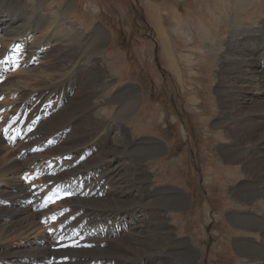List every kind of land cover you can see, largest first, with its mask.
Here are the masks:
<instances>
[{
	"label": "rangeland",
	"instance_id": "rangeland-1",
	"mask_svg": "<svg viewBox=\"0 0 264 264\" xmlns=\"http://www.w3.org/2000/svg\"><path fill=\"white\" fill-rule=\"evenodd\" d=\"M68 1L70 3L74 1L75 5L68 12L69 14L63 15ZM37 2L38 0H0L2 25L0 27L8 24L12 28L13 23L16 22V29L9 28L12 36L5 34V37L7 36V40L20 50L17 54L20 57L10 56L13 49L6 43L0 44V51L5 48L0 53V88H14L18 76L23 79L28 74L26 70L32 75L27 77L28 83L35 85L36 69L43 66L70 70L66 75L62 72L57 74L55 78H62L59 82L52 83L51 87L45 88V84L40 87L35 92L36 97L61 96L62 90L73 96V92L78 91L79 88L83 89V94L85 90L89 91L91 88L93 91L101 82H109L114 86L109 92L113 99L107 105L111 107L112 119L107 125L110 131L109 139L104 140V143L108 142L113 148H119L117 142L123 137L119 132L122 131V126L125 127L129 140L136 143L133 147H128L132 152V158L127 154H122L124 160L122 156L120 157L122 173H125L124 180L128 184L132 181L134 172L132 169L137 157V153L132 149L135 147L144 149L145 153L141 155L144 154L145 161L139 165V168L145 171L136 170V175L139 176L138 186L142 188L140 197L142 199L138 200L141 228L147 229L148 232L151 228L157 229L156 234H147L144 239L139 240V242L143 241V245L140 244L137 248L143 247L142 251L145 249L150 251V240L156 237L159 247L154 254L153 264H163L166 261L169 262L168 264L264 263V261L254 262V259L244 257L237 252V243H248V239L252 242L257 234L237 227L236 219L238 211L239 215L240 212L252 209V205L238 195V187L250 180L260 181L259 173L254 172V165L250 164L252 159L250 156L255 155L253 152L260 151L264 145V120L261 119L260 114L254 117L251 98L252 96L254 98V95L249 89L252 83L255 84L260 79L262 81V78L255 77L253 80V73L248 71L250 70L248 67H244L245 76L234 69L228 71L225 65L229 63L224 56L235 36L242 38L241 41H244L243 37L246 36L251 41L253 38H260L259 46L264 47V32H262L264 31V0H43L45 13L52 18H56L57 15L55 20L61 16L64 27L68 26L65 28L66 31L68 30V36L65 38L67 42L58 47L54 43L50 46L48 41L39 49H32L30 46L33 41L28 38L31 35L29 33L31 25L27 20L36 17L34 10L37 8ZM149 7L156 8V13L150 11ZM58 9L59 12L56 13ZM51 13L53 15H50ZM178 16L181 21L179 24L176 20ZM97 27H101L106 35L100 46L91 41L94 29ZM17 28L18 31L13 35ZM70 39L73 44H68ZM164 40L170 41L173 55L171 59L165 52L168 44L165 41L167 44L165 46ZM7 48L5 56L3 54ZM45 52L47 55L44 54ZM28 53L42 56L29 59L24 56ZM263 59L264 56L260 59V54L257 52L253 63L262 76H264ZM74 67L76 69H73ZM97 68L102 69V76ZM51 72L48 71L45 77L50 78ZM234 80L245 87V90L235 91L238 100H235L231 94L234 92ZM44 81L43 79L41 84ZM54 87L55 89H52ZM118 91L123 95V99L138 100L126 123H123L117 115L121 104L114 102L117 99L114 95L119 94ZM262 94L264 97V90ZM31 95L30 98L33 96ZM27 97L24 91L12 90L7 91L0 98V104L6 100L12 103V105L0 106V121H2L0 138L5 137L4 132L11 133L17 129L22 118L28 119L32 116L33 111L19 110L16 114L21 103L25 106L26 103L23 101ZM20 98L22 101L19 100ZM241 105L244 111H241ZM12 120L16 122L10 126ZM99 120L94 114L91 119L82 120L83 128L97 129L100 126ZM248 120L256 122L261 120L262 124L256 126L253 123L248 126ZM68 125L71 131L67 134L69 137L75 125L73 123ZM16 138L14 147L6 144L4 139L3 146L10 148V152L18 146L15 153L21 154V162L33 160L36 155L28 154L29 146L26 150L22 149L23 144H28L26 137L16 136L7 141L13 143ZM255 144H261V148L257 150V147H253ZM248 146H252L250 153L246 152ZM237 147L244 148L249 159L246 158L247 160L244 159L243 163L238 164L227 161L223 154L224 150ZM6 155L4 150L2 156ZM95 156L90 154L88 158L91 161ZM259 156H261L259 159H264V154ZM89 162L75 161L73 168L77 166L79 168L72 170L74 175L88 174L93 178L96 164L92 165ZM31 164L32 162L29 165ZM65 164L67 163L63 162L64 166L59 168H65ZM29 170L30 173H27ZM32 170L33 168L24 172L25 175L27 174L24 178L27 183H29L28 178L31 179L30 176H33ZM19 215L22 216L24 213ZM81 226L82 223L78 228ZM34 233L32 236L35 235ZM29 238L33 237L29 236ZM44 241L47 243V240ZM41 243L42 241L37 244ZM17 244L20 243L9 242V248H17ZM25 244L28 246L27 242ZM130 247L131 253L128 255L130 261L125 260V264L126 262L134 264L135 255H139L138 251H133ZM60 251L56 254H62L65 250ZM8 252L10 251L5 250L3 254L8 257L11 254ZM12 258L8 259L13 261L15 257L13 260ZM101 259L108 264L119 260L118 257H101ZM141 259H143L142 264H151L149 254L143 255Z\"/></svg>",
	"mask_w": 264,
	"mask_h": 264
},
{
	"label": "bare ground",
	"instance_id": "bare-ground-1",
	"mask_svg": "<svg viewBox=\"0 0 264 264\" xmlns=\"http://www.w3.org/2000/svg\"><path fill=\"white\" fill-rule=\"evenodd\" d=\"M74 5V1H72L71 3L68 1L66 3V6L64 7L65 10L63 9V15L71 11ZM23 8L25 7L23 6ZM149 8L150 11L156 13V8ZM35 10L34 15L36 17L34 18L33 16V18L27 20L31 25V31L29 33L33 36H28V38L33 41V44H31L30 48L39 49L48 41H50V46L54 43L58 47L61 44L66 43L67 40H65V38L68 36V30L66 31L65 28H68V26L64 27L62 17L60 16L58 20H55L57 18V15L56 18L49 17V15L43 10V0H38L37 8ZM60 11L62 12V9ZM58 12L59 9L56 13ZM50 15L53 14L51 13ZM176 20L178 22L177 24L181 23L179 16L176 18ZM15 23L16 22L13 23L12 28L8 24H4L3 27H0V44L6 43L8 47L13 49L10 52V56H18L17 54L20 53V50L15 48L14 44L7 40V36L5 37V34L11 35V33L9 32L10 30L16 29ZM0 26L2 25L0 24ZM22 26H24V24ZM18 29L19 28H17L13 35L16 34ZM49 29H52V31H50ZM104 33L105 31L101 27H97L94 29V32L92 34V40H90L92 41V43L98 44L100 46L106 39V35ZM161 33L164 34L163 30H161ZM240 39L242 38H240L239 36H235L233 38L231 47L228 49L226 55H224L226 56V61L229 63L225 65V67L228 71L234 69L239 73L242 72L243 74L245 73L244 67H248L250 69L248 71L253 73V80L255 77L261 76L260 78H262V81L260 79L256 81L255 84L252 83V87L249 89V92L252 91V95H254V98L251 95L255 111L254 117L260 114V116H262L261 119L264 120V97H262V91L264 90V76L260 75L259 72H257V68L253 65L257 52L260 54V59H262V57L264 56V47L259 46L260 38H253V41H251V39L246 36L243 37L244 41H241ZM165 41L168 44L167 50L165 52L171 59L173 55L170 50V41L164 40L165 46L167 45ZM246 41H249V44L246 43ZM254 41H256V43H254ZM68 44H73L72 39L69 40ZM3 50H5V48L2 49V51ZM2 51H0V53ZM7 51L8 48L6 51H4L3 55H5ZM44 54L47 55L46 52ZM24 56L31 59L34 56L38 58L42 55H31L28 53ZM73 69L76 68L74 67ZM69 70V68L65 70H57L56 68L51 67L44 68V66L43 68H37V74H34L37 78V83L35 85H31L28 83L27 77L32 75H30L29 70H24L28 74L23 79L21 76H18L17 81L14 82V88H0V98L5 95L7 91L12 90L15 92L24 91L25 94H27L28 97L23 101L24 103H26L25 106L23 103H21L19 105V108L17 109L16 114L19 112V110L23 112L33 111L32 116H30L28 119L22 118L21 124L18 126V128L11 133L4 132V136L7 138V140H12L16 136L26 137V141L28 144H23L22 149L26 150L29 146L28 154L36 155V157L30 162H21V154L15 153L19 147L17 146V149H13V151L10 152V148H8L7 146H3V139L0 138V260H3L0 262V264H9L10 262H12V264H102L104 263V261L101 259V257H118L119 260L112 263L125 264V260L127 262L130 261L128 258V255L131 253V251L129 250L130 246L133 251H138L139 254L135 255V262L139 261L138 264H142L143 259L141 258L143 257V255L149 254L150 262L151 264H153L155 261L154 254H156V250L159 247V243L156 240V237H152V239L150 240V251H147L146 249L142 251L143 247L137 248L140 244L143 245V241L139 242V240L144 239L147 234L150 235L151 233L157 232V229H152L151 226L149 227L151 228L149 232L147 231V229L143 230V228H141V216L138 200L142 199H140L142 195V188L138 186L137 177L139 176L136 175V170L139 169L140 171H145L143 168H139V165H142L145 161V156H143L144 154L141 155L144 152V149H138L137 147L132 149L135 153H137V157L134 160V168L132 169V172L134 170L133 175L131 174L132 181H130V183L128 184L124 180L125 173H122V154H127L132 158V152L128 147H133V144L136 143L132 140H129V138L126 136V129L123 126L121 128L122 131H119L123 137L120 138V140L118 139V142L116 140L119 148H113L110 143L108 144V142L104 143V140L108 138L110 133V131L108 130L109 127L107 125L110 124L109 120L111 119V107H108L107 105L113 99V97L110 96L109 92L114 86H111L109 82H101L100 85H96L94 87L93 91H91V88L89 91L85 90L83 94V89L79 88L78 91L73 92V96L69 95L68 93H64L62 90L61 92L63 93V95L61 96L44 98L43 96L38 95V97H36L37 93L35 92H37L40 87H43L45 85V88L51 87L52 83H57L60 81L59 79L62 78H55L57 74L62 72L64 73V75H66L67 73H69ZM48 71H55L54 74L51 72V74L49 75L50 78L45 77ZM97 71L98 73H101V76L103 75L102 69L97 68ZM243 76H245V74ZM43 79L45 81L41 84V81ZM77 81L79 82V80ZM112 82L113 81H111V83ZM52 89H55V87ZM236 90H245V87L241 84L236 83L234 80V92H232L231 94L235 100H238V96L235 94ZM102 92L103 94H100ZM118 92L119 94L117 93L114 95V97L117 98H115L116 100L114 102L118 105L121 104L120 110L117 115H119V118L123 120V123H126L132 111H134L135 106L138 104V100L136 98L123 99V95L120 93V91ZM30 95L32 96V98L29 97ZM19 100L22 101V98H20ZM19 100L17 101L19 102ZM3 104L12 105V103L7 100L1 103L0 106ZM261 104L263 106H261ZM260 106L261 108H259ZM242 107L243 106L241 105L240 109L241 111H244ZM246 109L247 108H245V110ZM114 112L112 111V113ZM94 114L100 119V126H98L97 129L93 130L84 129L82 120L88 118L91 119ZM260 121L257 120L256 122L248 120V122H245H247L248 126H251L250 124L253 123L256 126H259L260 124H262ZM69 123H73L75 125V128L73 129L71 135L68 137L67 134L71 132L68 125ZM35 125H37L36 130L34 128ZM26 131L28 133L27 135H24V132ZM64 135H66L67 137H65ZM49 141H51L50 145H48ZM253 147H257L258 150L259 147L261 148V144H255ZM4 150L7 153L6 156H2V152ZM251 150L252 146H248L246 152L250 153ZM246 152L244 151V148L237 147L236 149L231 150L230 148H228L227 150H224L223 154H225V158L227 159V161H230L231 163L235 162L238 164L243 163L245 161L244 159L246 158L249 159V157H247L246 155ZM253 153H255V155H253L252 157L250 156V158H252L250 164L254 165V172L259 173L260 181L255 182V180L253 181L249 179L250 181L245 182L243 185L238 187V195H240L241 199H244L249 204H251L252 209H250L249 211L240 212L239 215L238 211L236 219L238 222L237 227L245 229L247 232L251 233L254 231V234H257V236L253 238L252 242H250V240L248 239V243H237V252L244 257L254 259V262H263L264 159H259L261 157L259 155L264 154V145L260 151H256ZM90 154L96 155L93 159H91V161L88 158ZM90 158H92V156ZM61 160L67 163L65 164V168L63 167L64 170L59 168L58 165ZM75 161H80L81 163H88L90 161L89 163H91L92 165L96 164L94 174L95 176L91 178L92 176L89 177L88 174L84 173V175L82 176H75L74 171H72L73 169L78 167L77 166L73 168L75 166ZM31 162L32 164L29 165ZM43 163L45 167L49 164H52L53 168L48 171V174L46 176L43 177V175H41L38 181L27 183L24 180L26 176L24 172L27 169L31 168H33L32 172H34L39 167H41ZM28 165L29 167H27ZM27 173H30V170L27 171ZM30 177L32 178L33 176ZM56 186L65 188L66 194L60 200H57L53 207L47 211L37 213L35 210H33L32 200L39 201V198H41L42 196L40 195V192H45ZM132 190H136V192L133 193ZM57 212H62V215L61 217L57 218V222L54 226L50 228H45L44 226H42V218H44L46 215H53ZM20 213H24V215L21 216L19 215ZM74 215H78L77 218H74ZM80 223H82V226L78 228V225ZM59 224L65 225V229L61 233L57 232V227ZM35 231L37 232L36 234L34 233ZM85 232L87 233L86 238L82 239V236ZM33 233L35 235L32 236ZM29 236L33 238H29ZM44 240H47V243ZM49 240L51 242H48ZM41 241V244H37ZM9 242H19L20 244H17V248H9ZM26 242L29 247L26 246ZM80 245L83 246L82 249L79 248ZM5 250L10 251L8 253H11L8 257L5 256L6 254H3ZM60 250L65 251H63L62 254H56L57 252H61ZM9 257L15 258L14 260L12 258L13 261H10V259H8ZM4 260H6L7 262ZM168 263L166 261L163 264Z\"/></svg>",
	"mask_w": 264,
	"mask_h": 264
}]
</instances>
